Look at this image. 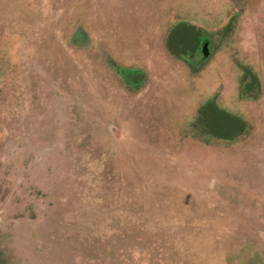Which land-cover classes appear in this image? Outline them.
Returning a JSON list of instances; mask_svg holds the SVG:
<instances>
[{
  "label": "rangeland",
  "instance_id": "rangeland-1",
  "mask_svg": "<svg viewBox=\"0 0 264 264\" xmlns=\"http://www.w3.org/2000/svg\"><path fill=\"white\" fill-rule=\"evenodd\" d=\"M0 246L264 264V0H0Z\"/></svg>",
  "mask_w": 264,
  "mask_h": 264
},
{
  "label": "trees",
  "instance_id": "trees-1",
  "mask_svg": "<svg viewBox=\"0 0 264 264\" xmlns=\"http://www.w3.org/2000/svg\"><path fill=\"white\" fill-rule=\"evenodd\" d=\"M167 9H169V8H167ZM129 66H131V65H133V64H128ZM195 71V70H194ZM143 72L144 71H142L141 70V68L139 69V70H136L135 69V73H132L131 75H132V78L134 79L133 80V82H134V87L133 88H135V89H137V87H139L140 86V83H141V81L143 80V76H142V74H143ZM196 72H197V70H196ZM196 72H194L193 74H196ZM139 75V77H134V76H138ZM199 105V104H198ZM197 105V106H198ZM201 108V104H200V106H198V108H195V110L197 109V111H199V109ZM245 120V119H244ZM243 120V121H244ZM246 123V122H245ZM242 131V130H241ZM241 131L240 132H238V133H236L235 135H233V136H230V137H228L227 135H225V136H223L222 137V139L224 140V142L225 141H227V142H234V141H237V136H238V134L239 133H241ZM198 137H205V136H203L202 134H200V133H198ZM206 139H207V137H205ZM202 231V230H201ZM199 232V231H198ZM203 232V234H204V231H202ZM201 237V239L203 238V239H205V237H202V236H200ZM0 264H5V262H4V258H3V250H2V248H1V246H0Z\"/></svg>",
  "mask_w": 264,
  "mask_h": 264
},
{
  "label": "water",
  "instance_id": "water-1",
  "mask_svg": "<svg viewBox=\"0 0 264 264\" xmlns=\"http://www.w3.org/2000/svg\"><path fill=\"white\" fill-rule=\"evenodd\" d=\"M201 52H202L203 58H206L209 55L210 49H209V40L208 39L203 40V42L201 44Z\"/></svg>",
  "mask_w": 264,
  "mask_h": 264
}]
</instances>
